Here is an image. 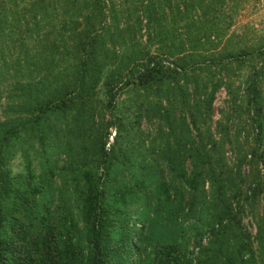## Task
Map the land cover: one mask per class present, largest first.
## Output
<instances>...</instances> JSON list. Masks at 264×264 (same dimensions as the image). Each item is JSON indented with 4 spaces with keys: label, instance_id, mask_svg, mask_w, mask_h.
<instances>
[{
    "label": "trees",
    "instance_id": "1",
    "mask_svg": "<svg viewBox=\"0 0 264 264\" xmlns=\"http://www.w3.org/2000/svg\"><path fill=\"white\" fill-rule=\"evenodd\" d=\"M250 1L0 0V264H264Z\"/></svg>",
    "mask_w": 264,
    "mask_h": 264
},
{
    "label": "rangeland",
    "instance_id": "2",
    "mask_svg": "<svg viewBox=\"0 0 264 264\" xmlns=\"http://www.w3.org/2000/svg\"><path fill=\"white\" fill-rule=\"evenodd\" d=\"M236 31L239 34H247L249 36H255L260 33L264 34V0H251L245 8L241 10L237 22L230 32ZM226 99L225 93L223 91L219 92L214 103V119L217 120L218 110L223 109L225 106L224 100ZM114 133L111 134L113 137ZM111 139V138H110ZM18 170V161L12 163V171L16 172ZM244 225L248 228V223H250L249 218H245L243 221ZM254 233V230L251 229Z\"/></svg>",
    "mask_w": 264,
    "mask_h": 264
}]
</instances>
